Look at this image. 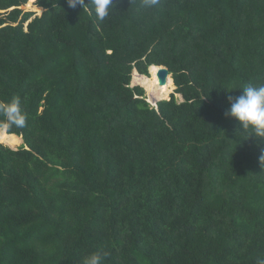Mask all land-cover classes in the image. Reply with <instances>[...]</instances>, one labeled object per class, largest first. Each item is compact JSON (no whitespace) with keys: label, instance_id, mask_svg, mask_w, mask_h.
I'll return each mask as SVG.
<instances>
[{"label":"trees","instance_id":"16d2710c","mask_svg":"<svg viewBox=\"0 0 264 264\" xmlns=\"http://www.w3.org/2000/svg\"><path fill=\"white\" fill-rule=\"evenodd\" d=\"M87 2L0 0V103L29 117L0 143V264H257L264 142L224 112L264 83V0ZM165 65L153 106L133 74Z\"/></svg>","mask_w":264,"mask_h":264},{"label":"clouds","instance_id":"9594fccd","mask_svg":"<svg viewBox=\"0 0 264 264\" xmlns=\"http://www.w3.org/2000/svg\"><path fill=\"white\" fill-rule=\"evenodd\" d=\"M160 0H143L146 8L155 7ZM95 17L99 21H104L114 8V0H88ZM72 8L80 9L85 5V0H68ZM224 89V88H223ZM242 92L238 96L227 95L226 99L229 107L225 110L224 116L238 121L239 128L236 131L240 134L247 133L248 138H254L259 142H264V83H249L241 88ZM225 90V89H224ZM225 92H230L226 91ZM204 98V96L202 97ZM0 129L10 130L13 128H24L28 121V114L22 107L19 96H14L7 103H0ZM260 147V143L257 144ZM264 153V147H260ZM264 166V155L260 157ZM108 255L104 253L103 256ZM103 256L99 252H92L83 258L82 264H102ZM257 264H264V259L258 258Z\"/></svg>","mask_w":264,"mask_h":264},{"label":"bare ground","instance_id":"6f19581e","mask_svg":"<svg viewBox=\"0 0 264 264\" xmlns=\"http://www.w3.org/2000/svg\"><path fill=\"white\" fill-rule=\"evenodd\" d=\"M159 68L157 66L151 67V76L147 77L144 75H140L137 72H135V82L141 84L146 90L149 95L156 94L158 99L164 98L167 96L168 93H170L171 86H173V79L171 76L169 77L168 83L164 87H160L158 83V73ZM21 142V138L16 135H9L6 133L5 130H0V143L15 147Z\"/></svg>","mask_w":264,"mask_h":264},{"label":"rangeland","instance_id":"374dc122","mask_svg":"<svg viewBox=\"0 0 264 264\" xmlns=\"http://www.w3.org/2000/svg\"><path fill=\"white\" fill-rule=\"evenodd\" d=\"M34 5H35V1L34 2H32V4H30V1H29V3H28V5L26 6V7H24V9H25V11H27V12H35L36 13V15H34V17H33V19L36 17V16H41L42 15V10H38V9H36L35 7H34ZM135 72H137V71H135ZM135 72H134V74H133V82H132V85L133 86H141V84H139L138 82L136 83L135 82ZM138 73V72H137ZM138 74H140V73H138ZM141 75V74H140ZM145 76V75H144ZM143 87V86H142ZM176 88H177V86H176V84H175V82H174V80H173V86H171V90H170V93H168L167 94V96L165 97V99H169V97H170V94L172 93V92H174L175 90H176ZM146 90V89H145ZM146 95H147V99L149 100V102L151 103V100H150V96H149V93H147V90H146ZM151 95V94H150ZM152 96H154V97H156L157 95L156 94H152ZM158 98V97H157ZM177 98L180 100V99H182V97L180 96V95H178L177 94ZM164 98H160L159 100L161 101V100H165ZM152 105H154V103H152ZM1 130V129H0ZM5 131H7V130H5ZM21 138V137H20ZM23 145V140H22V138H21V142L17 145V146H15V147H13V150H16V149H18L20 146H22Z\"/></svg>","mask_w":264,"mask_h":264},{"label":"water","instance_id":"95a60500","mask_svg":"<svg viewBox=\"0 0 264 264\" xmlns=\"http://www.w3.org/2000/svg\"><path fill=\"white\" fill-rule=\"evenodd\" d=\"M42 14H43V12H42ZM157 67L159 68L158 73H157L159 86L164 87L168 83L170 76L173 79L172 73L166 65L165 66H157ZM150 73H151V68H150ZM149 96H150V100H151V105H152V103H154L153 106H155L156 103L158 101H160L157 97H154L152 95H149ZM8 147L13 149V147H11V146H8Z\"/></svg>","mask_w":264,"mask_h":264}]
</instances>
